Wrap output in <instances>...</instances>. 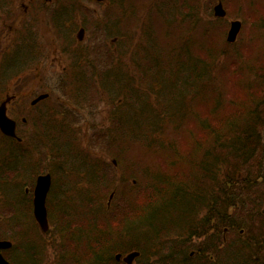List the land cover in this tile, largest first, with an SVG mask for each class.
<instances>
[{
    "label": "rangeland",
    "instance_id": "1",
    "mask_svg": "<svg viewBox=\"0 0 264 264\" xmlns=\"http://www.w3.org/2000/svg\"><path fill=\"white\" fill-rule=\"evenodd\" d=\"M226 1H228V7L226 3L224 7L227 10L230 8L231 14L222 19H218L215 16L216 13L214 14L216 0H116L118 9L112 8L111 0L103 1L101 5L99 0H91V6L93 10L96 9V12H123L129 15L123 21V26L115 30V33L120 37L123 33L129 35L128 46L133 51L137 48L136 58L142 54L146 56L150 52L149 47H146L148 45L163 51L161 59L164 56L172 58V54L166 55L170 47H173L172 44L178 47L187 46L191 40L196 41L195 48L198 53H200L199 50H203L204 58L202 46L204 42L201 44L200 40L204 27H210L212 32L205 36L207 44L205 52L210 54L211 51H217L221 55L216 67L217 72L212 74V79L216 77L215 83L223 90L226 101L239 103L249 96L244 87L258 86L260 88V85L264 84V0ZM193 19H197L196 25L190 24ZM236 19L242 20L243 27L237 41L232 44L227 42V33L231 21ZM188 20L189 24H186ZM177 22L181 24L179 29ZM151 30L154 31L152 37L154 40L147 41L144 34ZM169 44L170 47H168ZM69 47L72 49V44ZM16 62L18 60L8 63V65L11 64V67H7L9 76L23 70L22 65L15 66ZM34 72L37 74V71ZM34 72L31 74L33 75ZM43 73L49 80L65 74L63 68H52L49 64H44ZM10 84L12 87L15 86L12 82ZM56 92L62 91L57 88ZM119 95L118 98L121 97V101H118V98L115 101H106L108 112H114L117 107H120L119 112L122 110L127 97L120 91ZM4 97H6L5 93L0 94V102ZM12 107L9 113L19 121L21 127V119L24 116L29 120L35 119V116L17 111L19 106ZM102 107L104 105L100 106ZM107 110L101 109V112L93 114L89 119L98 124H107V132L111 133L114 139L112 143L109 142V138L99 143L95 139V133L85 129L84 133L70 132L71 141L63 138L57 140L56 133L54 142L50 140L49 146L38 142L39 134L36 131L28 135L29 148L26 145L28 153L23 160L28 170L27 183H31L33 174L47 168L53 171L61 169L62 172L57 173L56 187L53 191V195L60 200V204L56 208L54 204H52L53 208L49 205V208H46V214L40 212L38 215L36 208L27 202L25 196L22 205L14 202V199L5 202L3 199L6 196L0 193V256L5 259L4 264H91L90 260L96 249L104 248L115 241L127 244L132 241V237H135V233L139 236L135 239L140 244L149 246L144 251V258L150 255L143 260L145 264H185L183 263L185 256L204 246L201 243L202 240L195 238L194 234L193 237L189 235L190 238L186 236L187 230L181 226L184 218L179 215L180 208L171 209L172 211L175 209L176 212L169 217L165 227L168 228L167 230L162 231L165 229L161 228L162 225L158 226L159 229L154 232L146 230L149 227L143 221L146 215L144 210L150 203L157 205L155 195L158 190L156 189L164 190L169 187V181L166 179L177 180L183 177L181 172L187 173L190 168L187 166L181 171L179 166L171 167L169 163L161 164L162 158L166 155L165 152L157 151L155 147L145 148L143 143L132 137L128 139L126 136L115 141L112 116L118 117L122 112L117 116L112 114L111 116L108 115ZM64 118L67 116L58 115L56 120L63 123ZM87 120L86 117L81 119V125L84 128L89 123ZM63 134L67 135V133ZM161 134L158 136L159 141L175 142L176 145L181 146L176 149L185 151V156L190 152L187 149L189 143L179 139L178 133L172 128ZM58 141L61 147L68 146L89 159L95 158V163L103 164L104 161L100 157H107V176L112 180L108 179L104 184L91 181L82 170L85 169L84 164H79L78 172L72 173L61 157L62 150ZM3 143L5 146L6 141L0 134V145ZM18 149L24 148L18 147ZM14 159L15 166L21 164L20 157ZM114 159L122 161L123 164L117 167ZM184 165L188 164L181 162L180 166ZM147 166L161 170L163 175L159 178L154 175L148 176L145 174ZM99 169L100 167L96 169V172H100ZM0 171H2L1 163ZM210 183V180L206 181V185ZM64 185L66 190L63 192ZM112 193L114 197L108 205ZM125 200L132 201V207H129ZM255 203L257 202L250 200L244 207L248 209L231 214V219L242 228V235L230 229L227 232L223 231L221 233L225 239L223 242L229 241L226 242L225 247L216 250V253L213 251L215 242L210 237L206 238L203 243H206L207 249L212 246L211 253L207 252L204 256L197 254L193 256L194 261H198L197 264L204 262L207 264H264L263 249L259 251L250 247L251 244L256 243L255 239L261 240V233L264 243V200L259 208L253 205ZM205 211L190 221L196 226L199 225L197 232L202 229L203 220L207 222ZM116 217L118 221L115 220ZM45 222L48 223L46 230L43 228ZM190 226L193 225H188ZM204 228H209L208 231L211 232L209 226ZM194 232V228L190 227V234ZM259 247L261 249V246ZM235 252L238 253L235 255ZM103 253L106 254L107 250L103 249ZM203 257H205L204 260H202ZM138 260L134 264H141Z\"/></svg>",
    "mask_w": 264,
    "mask_h": 264
},
{
    "label": "trees",
    "instance_id": "2",
    "mask_svg": "<svg viewBox=\"0 0 264 264\" xmlns=\"http://www.w3.org/2000/svg\"><path fill=\"white\" fill-rule=\"evenodd\" d=\"M187 23L189 24V20ZM179 24L177 22L178 29ZM190 24L196 25L197 19H193ZM206 27L200 40L201 44L204 42L202 44L204 58L202 49L199 50L200 53L197 52L194 40L181 47L172 44L171 48L169 44L170 50L166 55L170 53L172 58L164 56L161 59L163 51L157 50L158 48L153 45L146 46L150 50L146 56L142 54L135 58L136 48L133 53L134 63L119 70L124 78L121 84L123 87L119 91L127 97L124 98L125 103L120 111L122 114L118 117L112 116L120 113V107L108 114H112L115 141L126 136L128 139L132 137L143 143L145 148L155 147L157 151L165 152L161 164L179 166L181 171L187 166L190 168L187 173L181 172L183 176L179 178L181 180L166 179L169 181V187L164 190L156 189L157 205L152 203L148 205L144 210L146 215L143 221L149 227L146 230L154 232L160 225L161 228L167 227L169 217L176 212L175 209L172 211V208H180L179 215L184 218L182 227L187 230L186 236L194 234L195 238L202 240L204 246L199 247L197 254L203 256L207 252L211 253L212 249V246L207 249L206 243H203L206 238L210 237L215 242L213 251L216 253V250L225 247L221 235L225 228L228 227L232 232L236 231L242 235V228L231 219L233 212L248 209L244 207L250 200L257 202L253 205L259 208L264 200V84L260 85V88L243 86L249 96L239 103L226 101L223 90L215 83L216 77L212 79V74L217 72L216 67L221 55L217 51H211L210 54L205 52L207 47L205 36L212 32L210 27ZM261 27L263 28V25ZM153 32L151 30L144 34L147 41L154 40ZM123 41L126 49L128 41L124 38ZM213 64L215 65L212 67ZM170 128L178 133L179 139L189 143L187 149L190 152L186 156L185 151L176 149L181 146L175 142L164 143L158 140V136ZM107 130L106 126L94 132L99 143L106 141L107 138L110 143L114 141ZM62 138L71 141L72 134L64 136L60 132V139ZM5 141V146L4 143L0 145L2 164L0 193L6 196L3 199L5 202L14 199V202L23 205L26 194L22 165L16 167L13 164L16 161L14 158L21 156L20 150L13 141ZM61 150V157L72 173H77L80 169L78 165L84 164L85 169L82 170L91 181L104 184L111 179L107 176V157H100L104 163L99 164L95 163V158L89 159L71 147L63 146ZM181 162L188 165L182 167ZM121 164L123 162L117 160V167ZM99 167L100 172H96ZM60 172L61 169L53 171L55 177ZM1 174L4 176L1 177ZM145 174L157 178L163 175L161 170L153 166L151 168L147 166ZM208 180L211 182L210 185H206ZM126 200L125 203L132 207L133 202ZM27 202L32 205L31 200ZM52 204L55 208L60 204V200L54 195L49 198L50 208H53ZM202 211H205L207 222L203 220L202 229L197 232L199 225L196 226L190 221L198 217ZM117 217L115 220L118 221ZM188 225H193L190 227L194 228V233L190 234ZM204 226L207 228L209 226L211 232ZM134 235L132 241L127 244L115 241L104 248L96 249L90 263L124 264L116 260V254L140 250L142 255L138 262L145 264L143 260L150 255L144 258V251L149 246L140 244L135 239L139 236L136 233ZM260 239H263L262 233ZM261 240L255 239L256 243L250 247L259 251L263 249L264 255V243ZM103 249L107 250L106 254L103 253ZM231 254L233 255V252ZM183 263L191 264L189 260Z\"/></svg>",
    "mask_w": 264,
    "mask_h": 264
},
{
    "label": "flooded vegetation",
    "instance_id": "3",
    "mask_svg": "<svg viewBox=\"0 0 264 264\" xmlns=\"http://www.w3.org/2000/svg\"><path fill=\"white\" fill-rule=\"evenodd\" d=\"M99 1L101 5L106 0ZM216 2L228 5L226 0ZM123 16L121 12H96L91 0H0V94H6L0 103L10 96L8 111L19 106L17 111L21 114L35 116L33 120L24 116L22 127L19 124L23 160L27 157L31 132L36 131L38 142L49 146L50 140L54 142V134L60 131L82 130L84 117L89 121L87 129L94 127L96 122L89 118L101 109L107 110V100H117L108 99L101 85L122 84L124 78L119 76V70L134 63V51L128 45L125 49L124 34L120 37L115 33L123 26ZM16 60L15 66L22 65L23 70L9 76L8 63ZM44 64L61 67L65 74L49 80L43 73ZM108 69H115L116 78L106 77ZM57 88L62 92H56ZM43 93L47 97L33 104ZM101 105L104 107L100 108ZM58 115L70 117L61 123L56 120ZM22 164L26 182V165ZM24 188L30 194L31 188ZM185 257V261L196 264L192 261L193 254Z\"/></svg>",
    "mask_w": 264,
    "mask_h": 264
},
{
    "label": "water",
    "instance_id": "4",
    "mask_svg": "<svg viewBox=\"0 0 264 264\" xmlns=\"http://www.w3.org/2000/svg\"><path fill=\"white\" fill-rule=\"evenodd\" d=\"M239 29H240V22L234 23L230 32L229 40L231 41L235 40ZM0 129L9 136H16V121L11 119L7 115V109L5 105L0 107ZM50 186H51L50 175L39 177L35 190V199H34L36 213L38 215H40V212H42V214L44 213L46 214V197L50 189ZM43 228L46 230L48 228V223L45 222ZM139 255L140 252L138 251L129 253L124 257V261L128 264H132L134 259ZM121 256H122L121 254H118L117 258L120 259ZM4 261L5 259L3 258V256H0V264H4Z\"/></svg>",
    "mask_w": 264,
    "mask_h": 264
}]
</instances>
